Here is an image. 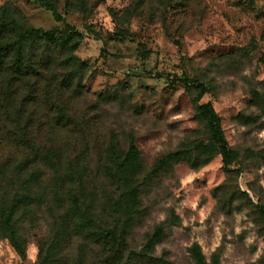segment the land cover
Segmentation results:
<instances>
[{
  "label": "rangeland",
  "instance_id": "374dc122",
  "mask_svg": "<svg viewBox=\"0 0 264 264\" xmlns=\"http://www.w3.org/2000/svg\"><path fill=\"white\" fill-rule=\"evenodd\" d=\"M7 1L34 27L72 26L79 35L74 54L86 68L80 93L68 99L77 125L40 131L34 120L28 143L19 131L0 130V197L9 201L28 189L34 195L39 187L27 184L26 175L38 168L51 203L48 211L34 198L19 209L17 215L26 210L23 256L0 236V264L37 263L68 194L83 196L109 225L104 203L114 196L105 166L111 148L124 153L130 142L141 164L138 206L125 250L111 264H193L194 243L207 261L216 254L219 264H264V0H87L86 14L66 11L57 0L60 23L33 0H0V6ZM186 83L206 87L200 101L220 117L234 151L232 171L220 155L198 166L184 159L156 166L203 130L197 90ZM34 111L37 118L45 110ZM31 142L57 155L52 168L38 160L17 170L31 157ZM156 226L163 230L150 253L156 261L129 259ZM104 257L100 246L74 235L56 248L53 264H103Z\"/></svg>",
  "mask_w": 264,
  "mask_h": 264
},
{
  "label": "trees",
  "instance_id": "16d2710c",
  "mask_svg": "<svg viewBox=\"0 0 264 264\" xmlns=\"http://www.w3.org/2000/svg\"><path fill=\"white\" fill-rule=\"evenodd\" d=\"M51 13L55 23L63 22V15L58 11L57 0H33ZM64 9L88 13L87 0H63ZM79 40L75 29L66 25L65 29L57 25L44 30L34 27L26 21L24 14L10 1L0 6V130L8 134L10 131H19L30 142L28 131H31L32 122H39V130L43 126L49 128L57 126L59 129H68L70 125H77L75 119L69 114L68 99L80 93L82 74L86 64L74 54ZM186 88L191 85L186 83ZM197 92L193 98L195 116L202 124V132L182 144L180 149L168 153L160 159L157 167H162L168 162L184 159L192 166L202 165L215 155H220L224 167L232 171L229 164L234 159V151L229 147L221 129L220 117L209 102H201L207 92L203 84L196 87ZM193 88V89H194ZM41 106L43 116L34 117V110ZM36 118V119H35ZM41 128V129H40ZM29 140V141H28ZM31 148L30 155L24 162L17 165V170L22 172L25 167L40 160L49 166L53 156L50 150H42L41 145L33 142L28 144ZM111 165L105 166L106 173L111 179L114 197L106 199V208H110V222H102V216L96 214L89 202L83 196L68 194L67 204L58 215V220H53L50 227V245L40 249L36 264L55 263L54 252L60 243L71 236H79L83 240L98 245L105 253L103 264H111L117 260L125 250V234L131 219L138 206L140 193L138 175L141 171L139 152L133 142H130L126 152L118 153L110 149ZM48 153L51 155L48 156ZM52 156V157H51ZM49 167H53L52 165ZM30 170V169H29ZM27 184L35 181L39 187L34 195L15 194L9 201L0 197V236L7 238L17 253L23 256L24 238L20 233V208H26L32 200L40 208L42 205L48 211L51 203L48 201V191L44 181V171L33 168L26 175ZM40 180V182H39ZM56 190V189H55ZM51 201L59 200L56 192L50 197ZM49 199V200H50ZM264 219V208L260 209ZM123 217V220L121 219ZM120 228L119 230H117ZM163 230L156 226L152 234L147 236L142 248L131 253L129 259L156 261L150 256L154 245L160 241ZM48 241V240H47ZM55 243V245H54ZM193 264H219L218 257L213 254L207 261L198 244L194 243L189 248Z\"/></svg>",
  "mask_w": 264,
  "mask_h": 264
}]
</instances>
